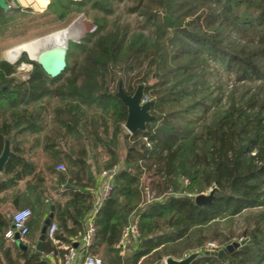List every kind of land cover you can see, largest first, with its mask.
<instances>
[{
  "label": "trees",
  "instance_id": "1",
  "mask_svg": "<svg viewBox=\"0 0 264 264\" xmlns=\"http://www.w3.org/2000/svg\"><path fill=\"white\" fill-rule=\"evenodd\" d=\"M51 5L95 11L96 29L68 43L65 68L54 78L24 51L16 63L0 60V153L9 137L14 154L0 173V203L10 198L31 212L30 245L21 248L18 240L4 237L12 214L0 208V264H51L45 254L54 245L47 237L36 252L47 217L42 199L53 207L50 223L56 224L60 243L71 244L82 233L97 178L87 146L103 149L106 168L117 162L126 120V107L115 96L119 81L126 94L144 84L154 119L144 131L125 135L133 145L96 215L90 252H103L109 264H124L114 245L133 218L140 236L132 264L180 258L207 240H216L219 250L231 242L232 232L215 229L206 236L204 227L247 213L238 237L242 245L222 259L204 256L191 264H264V0H53ZM5 14L0 9L1 25ZM72 47L79 56L67 62ZM23 61L32 69L25 80H16ZM223 72L236 75L234 81L223 84ZM59 163L63 171L56 170ZM152 166L164 191L182 186L195 195L197 187L210 189L211 202L197 206L194 196H173L138 206L141 173ZM21 180L23 193L8 195Z\"/></svg>",
  "mask_w": 264,
  "mask_h": 264
},
{
  "label": "rangeland",
  "instance_id": "2",
  "mask_svg": "<svg viewBox=\"0 0 264 264\" xmlns=\"http://www.w3.org/2000/svg\"><path fill=\"white\" fill-rule=\"evenodd\" d=\"M52 1L53 0H6V3L9 8L8 10H6V14H5L7 21L6 24L4 25L0 24V60H6L11 64L16 63L18 58L16 60H9L7 57V52L11 48L16 47L23 42L32 41V39L36 40L45 35H50L54 32L67 29L68 27L71 26V24L75 21V19L77 20L80 17H82V20L79 21L80 24L83 21L86 22L88 25L92 24L93 18L95 17V15H97L95 11H91L89 8L83 9L82 11H80L76 7H71V8L65 7L58 9L53 5H51V7L48 8L49 3H51ZM115 10L117 9L115 8ZM69 52H70V56L67 62H73L79 56V53L77 49L73 47L69 49ZM26 58L29 59L27 54H26ZM31 69H32V65L30 63L24 61L20 62L14 74V78L16 80H25L27 78L28 72L31 71ZM235 76L236 75L234 74H227L223 72V75L221 76L222 83L225 84L227 82L228 83L233 82ZM223 87H225V85H223ZM143 101L145 102L147 100L143 97ZM51 102L52 105L48 109V113H49L48 118L52 117V108L54 107V101ZM126 134L129 135L130 133H128V131L122 125L121 135L118 140L119 142L115 148L118 157H117V162L114 165L118 167V170H120L124 166L123 161L126 156L127 148L133 145L128 138L125 139ZM29 140L30 142H32L31 141L32 138ZM87 148H88V161L91 162L93 165H97L96 175H98V173L101 170L106 169V167L104 166V162L108 160L109 156L105 152H103L102 151L103 149L99 146L96 149H92L88 145ZM95 154L96 157H94ZM43 159H44L43 156L41 154L40 155L38 154L36 158V162H38V164H41V162H43ZM95 160L97 161V163L95 162ZM153 170H154L153 166H152V170L149 171H146V167H145L143 169V172L141 173L139 180L141 199L138 206H146L152 203L153 200H151V197H161V200H167V198L173 196L174 197L187 196L190 198L191 196L195 197L200 194L208 195L211 192L210 189L203 190L200 187H197V189L194 192H198V193L192 195V193L183 191L182 186L180 187L178 192L174 191L172 186H169L168 189L164 191L163 190L164 188L161 183L162 182L161 179H159L158 177H153L152 175ZM185 185L186 184L183 182V186ZM23 208H28V207H23ZM15 210H18V208L7 210L8 211L7 215L11 216V214H13ZM248 220L249 219L247 213H243L241 215L235 216L232 221L231 220L215 221L204 227L203 234L208 236V234L213 232L215 229H217L218 232L222 235L232 232L234 237L232 238L230 243L241 242V240L238 237L240 232L246 227ZM208 243H214L215 246L218 245V242L216 240L214 241L207 240L204 243L205 245L200 248L206 247ZM19 245L23 246L21 243ZM193 250H196V248L186 250L184 253ZM133 252H134L133 250H130L124 254L123 258L126 261L124 264H132L131 258ZM94 255L101 258L104 264H109V261L106 260V257L104 256L103 252L95 253ZM137 264H139V262ZM159 264H162V262L160 261Z\"/></svg>",
  "mask_w": 264,
  "mask_h": 264
},
{
  "label": "built area",
  "instance_id": "3",
  "mask_svg": "<svg viewBox=\"0 0 264 264\" xmlns=\"http://www.w3.org/2000/svg\"><path fill=\"white\" fill-rule=\"evenodd\" d=\"M147 146H149V144H147ZM142 163L144 162L139 161L140 165ZM56 170L63 171V164L57 165ZM118 171V167L113 165L98 173L95 185L91 190L93 194L92 205L83 218V231L76 240L73 241L72 239L71 244L64 245L60 243L55 237L56 224L50 223L48 225L46 237L53 243L54 249L45 254V258H47L51 264L54 263L56 257L58 258V264H102V259L90 252V247L93 245L95 239L96 215L110 197ZM184 183L187 184L186 181H184ZM151 200L160 201L161 197H151ZM30 217L31 212L28 208L15 210L11 216L10 226L4 232V237L9 240H14L17 234V240L21 242V244L29 246L28 233ZM139 236V220L138 218H133L121 230L114 248L123 257L125 253L130 251L133 244H138ZM206 247L215 249L216 246L214 243H208ZM162 264H164V259H162Z\"/></svg>",
  "mask_w": 264,
  "mask_h": 264
},
{
  "label": "water",
  "instance_id": "4",
  "mask_svg": "<svg viewBox=\"0 0 264 264\" xmlns=\"http://www.w3.org/2000/svg\"><path fill=\"white\" fill-rule=\"evenodd\" d=\"M8 8L9 7L6 3V0H0V9L6 11L8 10ZM95 29L96 26L94 24H87V29L84 31L82 36H79L76 39H71L69 40V42L78 43L82 38L85 37L86 34L93 32ZM47 36L49 35H45L41 37V39ZM67 49L68 43L64 48H43L41 51H39L36 59L29 60L37 63L48 76L54 78L57 77L65 68ZM143 88L144 84L141 83L136 87L135 91L132 94H126L123 90L122 82L119 81L117 85L115 96L126 107V120L123 126L130 134L136 131H144L146 123L154 119V116L150 113L151 107L153 105V100H147L145 102L143 101ZM13 155L14 154L10 149V138L7 137L4 140L3 149L0 153V173L3 171L8 160ZM212 197V192H210L208 195L200 194L194 197V203L197 206H201L203 204L210 203ZM49 210L50 211L43 222V226L40 230L36 243L37 253H40L42 250V244L46 237V229L53 217V207L51 206ZM17 238L18 235L16 234L15 240H17ZM242 244L243 242H232L219 250L210 249L207 247L198 248L196 250L184 253L180 258L167 256L164 258V264H191L194 260L204 256H214L218 259H222L226 254L231 253L234 249ZM21 248H25V246H21Z\"/></svg>",
  "mask_w": 264,
  "mask_h": 264
},
{
  "label": "bare ground",
  "instance_id": "5",
  "mask_svg": "<svg viewBox=\"0 0 264 264\" xmlns=\"http://www.w3.org/2000/svg\"><path fill=\"white\" fill-rule=\"evenodd\" d=\"M80 20H82V18H78L77 20L75 19V21L67 29L54 32L42 39H32V41L23 42L18 46L11 48L7 52L8 59L16 60L20 56L21 52L24 51L28 55L29 59L34 60L36 59L39 51L43 48H64L66 44L69 43V40L82 36L84 31L87 29V23L83 21L80 24Z\"/></svg>",
  "mask_w": 264,
  "mask_h": 264
},
{
  "label": "crops",
  "instance_id": "6",
  "mask_svg": "<svg viewBox=\"0 0 264 264\" xmlns=\"http://www.w3.org/2000/svg\"><path fill=\"white\" fill-rule=\"evenodd\" d=\"M25 180H21V181H19L18 183H17V185L13 188V189H11V192H9L8 193V195H10L11 193H12V191H20L21 193H23V191H24V189H25ZM3 195H4V193H0V198L1 197H3ZM42 202L44 203V205L46 206V212H47V215H48V213H49V206H48V202H47V200L46 199H42ZM3 207H5V208H3ZM0 208H1V210H3V211H7V210H12V209H21L20 207H16V206H14V204H13V202H11V199L10 198H8V199H6L4 202H1L0 203ZM8 212V211H7ZM73 239V241L74 240H76L77 239V237H74V238H72ZM136 247H137V244H133L132 246H131V249L130 250H135L136 249ZM53 264H58V259L57 260H54V263Z\"/></svg>",
  "mask_w": 264,
  "mask_h": 264
}]
</instances>
